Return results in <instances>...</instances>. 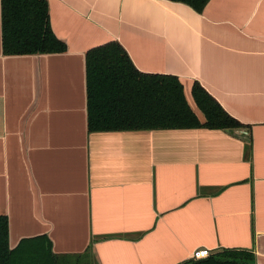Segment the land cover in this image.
<instances>
[{
    "label": "crops",
    "instance_id": "crops-1",
    "mask_svg": "<svg viewBox=\"0 0 264 264\" xmlns=\"http://www.w3.org/2000/svg\"><path fill=\"white\" fill-rule=\"evenodd\" d=\"M67 50L5 56L0 0V216L87 264H185L198 249L264 264V0H48ZM199 83L244 130H88L89 50ZM78 262V261H77ZM78 264V263H77Z\"/></svg>",
    "mask_w": 264,
    "mask_h": 264
},
{
    "label": "trees",
    "instance_id": "trees-1",
    "mask_svg": "<svg viewBox=\"0 0 264 264\" xmlns=\"http://www.w3.org/2000/svg\"><path fill=\"white\" fill-rule=\"evenodd\" d=\"M202 13L210 0H168ZM2 42L5 56L60 54L67 50L51 26L48 0H1ZM87 66L88 130L94 132L207 128L234 130L244 126L230 116L199 83L192 97L204 120L190 106L176 76L139 71L116 41L89 50ZM39 238L9 245V221L0 216V264H71L51 252ZM78 261V262H77ZM74 264L80 263L78 259ZM68 262V263H65ZM185 264H256L246 250H223L207 259Z\"/></svg>",
    "mask_w": 264,
    "mask_h": 264
},
{
    "label": "built area",
    "instance_id": "built-area-1",
    "mask_svg": "<svg viewBox=\"0 0 264 264\" xmlns=\"http://www.w3.org/2000/svg\"><path fill=\"white\" fill-rule=\"evenodd\" d=\"M210 256H212V253L210 250L208 249H198L193 253L192 259L193 260H203V259H207Z\"/></svg>",
    "mask_w": 264,
    "mask_h": 264
},
{
    "label": "rangeland",
    "instance_id": "rangeland-1",
    "mask_svg": "<svg viewBox=\"0 0 264 264\" xmlns=\"http://www.w3.org/2000/svg\"><path fill=\"white\" fill-rule=\"evenodd\" d=\"M234 130H239V129H234ZM240 130H244V128H240ZM67 261H68V260H67ZM65 263H68V262H65ZM70 263H71V264H74L75 262L73 263V261H70ZM78 264H80V263H78ZM81 264H84V262L81 261ZM85 264H87V263H85Z\"/></svg>",
    "mask_w": 264,
    "mask_h": 264
}]
</instances>
